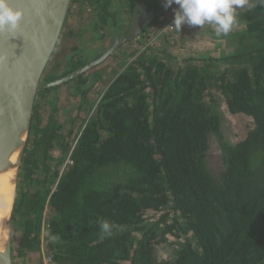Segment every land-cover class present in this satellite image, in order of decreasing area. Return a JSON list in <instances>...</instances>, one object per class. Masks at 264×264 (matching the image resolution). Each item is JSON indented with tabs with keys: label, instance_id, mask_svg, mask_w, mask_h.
Here are the masks:
<instances>
[{
	"label": "trees",
	"instance_id": "trees-1",
	"mask_svg": "<svg viewBox=\"0 0 264 264\" xmlns=\"http://www.w3.org/2000/svg\"><path fill=\"white\" fill-rule=\"evenodd\" d=\"M146 1L157 15L173 8ZM88 2L103 37L119 12L112 0ZM236 14L245 27L221 36L218 55L120 51V70L96 103L88 93L103 75L79 73L70 81L89 116L77 133L63 130L56 106L44 119L36 100L12 208L18 256L39 258L45 231L56 264H264V7ZM99 55L72 47L59 76L45 80ZM222 103L252 119L235 143L224 137ZM101 220L115 225L111 236L101 238ZM166 244L172 252L160 259Z\"/></svg>",
	"mask_w": 264,
	"mask_h": 264
},
{
	"label": "water",
	"instance_id": "water-1",
	"mask_svg": "<svg viewBox=\"0 0 264 264\" xmlns=\"http://www.w3.org/2000/svg\"><path fill=\"white\" fill-rule=\"evenodd\" d=\"M72 0H12L22 11L20 27L11 33L0 32V175L12 172L13 200L3 219L9 231L0 251V264H13L11 229L12 208L22 156L30 132L38 92L64 84L79 73L108 58L120 44L132 40L155 20L157 12L146 0H136L130 12V27L116 33L109 47L85 66L51 80H45L52 53L62 33Z\"/></svg>",
	"mask_w": 264,
	"mask_h": 264
},
{
	"label": "crops",
	"instance_id": "crops-1",
	"mask_svg": "<svg viewBox=\"0 0 264 264\" xmlns=\"http://www.w3.org/2000/svg\"><path fill=\"white\" fill-rule=\"evenodd\" d=\"M134 2L135 0H112V10L119 12V24L116 27L113 25L106 26L103 29L105 35L101 37L99 31L93 28V25L97 21L95 6L90 4L88 0H72L62 33L49 61L46 77L50 75L59 76L62 69L59 68L60 66H58V64H63L66 61L67 57L71 54L72 47L78 46L81 48H87V51H89L91 56H94L97 53L101 54L104 50H106L113 40L114 34L117 32L121 35V31L126 30V18L132 11ZM173 15L171 12L169 14L166 13L167 18H173ZM244 27L245 24L238 21L232 32L243 29ZM191 29L198 32L196 33L198 35L197 38L200 36L203 37V34L207 32L216 36L213 28L209 25H205L200 29L198 27H192ZM171 39H159L154 47L158 49H166L179 59L184 57H203L208 55V51L210 52L209 55H218L224 51L220 48H224L226 46V43L224 45L219 41L224 38L216 36V41L212 47L199 50L196 47L191 48L187 45L183 48L177 49L174 47L173 42H170L175 41L176 37L174 36ZM176 42L179 43L177 39ZM132 46H134L133 49L137 48V46L133 44ZM128 47L127 42L123 43L111 54V57L114 56V59L109 56L110 59L107 61L104 60L91 68L92 71H98L103 75V80L98 84L102 88L107 86L112 80L115 70H120L118 67V62L120 61L119 52L127 49ZM74 87V81L58 85V88L46 94L45 97L38 95L37 102L40 104V111L44 119L48 117L53 106H56L58 110L56 118L58 119L59 124L63 127V130H71L74 133H77L88 118L89 110L88 104L82 103L79 95L74 94ZM88 97L94 100L91 92L88 93ZM60 152L61 150L59 148H54L52 150L53 157L57 158L60 155ZM25 258L27 260L28 258L34 259L33 256L27 253L26 255L16 259V262L14 259L13 264H23ZM34 262H36V258Z\"/></svg>",
	"mask_w": 264,
	"mask_h": 264
},
{
	"label": "clouds",
	"instance_id": "clouds-1",
	"mask_svg": "<svg viewBox=\"0 0 264 264\" xmlns=\"http://www.w3.org/2000/svg\"><path fill=\"white\" fill-rule=\"evenodd\" d=\"M163 7L168 9L176 6L171 26L181 31L184 25L203 27L209 25L217 37L227 36L237 24L236 9L264 7V0H162ZM23 19L22 11L13 6L12 0H0V32L15 33ZM114 224L101 220L99 228L102 237L112 235Z\"/></svg>",
	"mask_w": 264,
	"mask_h": 264
},
{
	"label": "rangeland",
	"instance_id": "rangeland-1",
	"mask_svg": "<svg viewBox=\"0 0 264 264\" xmlns=\"http://www.w3.org/2000/svg\"><path fill=\"white\" fill-rule=\"evenodd\" d=\"M252 1L253 0H250V3ZM175 7L176 6H173V8H171V11L169 10L172 13V15L174 14V10L173 9ZM238 10H242V9H236V11H238ZM168 12H166V13L169 14L170 12L169 13ZM127 18H128V16H127ZM127 18H126V22H127ZM125 26L127 28V24H125ZM203 27H200V28H203ZM191 28H192V26H188V25H184L182 27V30L177 34V36H175L179 43L176 42V39H175V41H170V42H173L174 47H176L178 49V48H183L184 46L188 45L191 48L196 47L199 50H203L205 48L212 47V45L216 41V36H214V35L210 34L209 32H207V33L203 34L204 35L203 37L200 36L199 38H197L198 35L196 33H198V32L194 31ZM171 40H173V39H171ZM219 41L221 43H223L224 45L226 43V41L224 39L219 40ZM131 43L133 44V41L128 43L129 47L127 49H125L126 51H130V50H132L134 48V46H132ZM169 44H172V43H169ZM226 48L227 47L225 46L224 48L222 47L220 49L221 50H225ZM87 50L88 49L85 48V51H87ZM209 53L210 52L208 51V55H209ZM211 53H213V52H211ZM110 57H111V55H110ZM110 57L106 58L105 60L107 61L108 59H110ZM111 58L114 59V56L111 57ZM59 68L62 69L61 66ZM102 89L103 88L100 85L97 84L94 87V89L91 90V93L93 94L94 99L96 98L97 93L100 92ZM221 110L223 111V114H224V118H223V121H222L224 137L227 140H230V141H232L234 143L237 142L238 140L244 138L248 128L252 124V119L250 117L242 115V114H236V115L231 114L230 112L227 111V107H226V105L224 103L221 104ZM214 140H215L214 138H211L210 152L213 155L214 163H217V158L216 157H218V149L216 147L217 145H216V142H214ZM10 234H11V239H12L11 240V244H12L13 261L15 259V262H16V259L21 257V256H18L16 254L17 238H18L19 235H18V232L17 233L13 232L12 229H11ZM172 248L173 247L170 244H166L164 246L158 247L157 248V256H158V258H160V259L167 258L169 256V254L172 252ZM38 259L39 258H36V262H34L35 258L34 259L28 258V260L25 258L23 264H36L38 262Z\"/></svg>",
	"mask_w": 264,
	"mask_h": 264
},
{
	"label": "built area",
	"instance_id": "built-area-1",
	"mask_svg": "<svg viewBox=\"0 0 264 264\" xmlns=\"http://www.w3.org/2000/svg\"><path fill=\"white\" fill-rule=\"evenodd\" d=\"M173 18H167L165 14H158L151 24V26L147 29L146 32L143 33L142 36L137 35L134 37L133 45L137 46L138 49H143L146 46L154 47L156 42L159 39H171L176 36L180 31H177L174 26H171ZM182 30V29H181ZM105 88V87H104ZM104 88L97 93L96 95V102L100 99V96L104 90ZM66 163H70V160L67 159ZM48 207H45L43 213V223L42 229L46 226L47 216H48ZM36 264H56L53 260L51 254L47 252V240H46V233L45 231L41 232V245L39 251V259Z\"/></svg>",
	"mask_w": 264,
	"mask_h": 264
},
{
	"label": "bare ground",
	"instance_id": "bare-ground-1",
	"mask_svg": "<svg viewBox=\"0 0 264 264\" xmlns=\"http://www.w3.org/2000/svg\"><path fill=\"white\" fill-rule=\"evenodd\" d=\"M12 172H5L0 175V251L5 247L9 235L7 229H3V219L10 212L13 200Z\"/></svg>",
	"mask_w": 264,
	"mask_h": 264
},
{
	"label": "flooded vegetation",
	"instance_id": "flooded-vegetation-1",
	"mask_svg": "<svg viewBox=\"0 0 264 264\" xmlns=\"http://www.w3.org/2000/svg\"><path fill=\"white\" fill-rule=\"evenodd\" d=\"M136 1V0H135ZM134 4H135V2H134ZM157 16V15H156ZM127 28H126V30H124V32L122 33L121 32V35H119L117 32V34L119 35V37H121L128 29H129V27H130V14L128 15V18H127ZM153 23V21L151 22V24ZM151 24L149 25V27L151 26ZM149 27H147V28H149ZM115 33V34H116ZM136 37V36H135ZM134 39V38H133ZM112 42V41H111ZM126 43V42H125ZM127 43H129V42H127ZM111 44V43H110Z\"/></svg>",
	"mask_w": 264,
	"mask_h": 264
}]
</instances>
